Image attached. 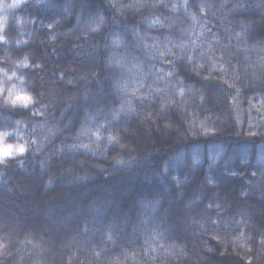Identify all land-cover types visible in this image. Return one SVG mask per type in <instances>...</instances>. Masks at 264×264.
I'll list each match as a JSON object with an SVG mask.
<instances>
[{
    "label": "trees",
    "instance_id": "16d2710c",
    "mask_svg": "<svg viewBox=\"0 0 264 264\" xmlns=\"http://www.w3.org/2000/svg\"><path fill=\"white\" fill-rule=\"evenodd\" d=\"M172 3L0 0V58L39 65L24 74L49 105L43 117L0 108V127L56 126L45 157L0 167L4 264H264V0ZM100 13L107 26L87 33ZM110 61L131 70L118 103ZM86 117L120 147L69 152L89 143Z\"/></svg>",
    "mask_w": 264,
    "mask_h": 264
},
{
    "label": "clouds",
    "instance_id": "9594fccd",
    "mask_svg": "<svg viewBox=\"0 0 264 264\" xmlns=\"http://www.w3.org/2000/svg\"><path fill=\"white\" fill-rule=\"evenodd\" d=\"M17 2H23V0H17ZM10 7L17 6L16 4L9 5ZM131 7V6H124ZM171 11L176 12L181 8H188V0H183V3H172L170 6ZM119 10V9H118ZM76 15L77 20L81 19V14L73 13ZM108 18L100 13L98 16L91 18L87 22L86 32L93 34L101 32L107 26ZM59 22V21H57ZM157 21H152L155 24ZM53 24H48V28H51ZM4 24L0 23V42H6L7 38L3 35ZM243 31L237 32V37H242ZM264 35V34H262ZM27 41H17V44L26 43ZM121 37L116 36L114 43L119 46ZM30 67H39V65H32L28 56L16 59L13 62L12 67L4 66V58H0V108L11 110H28L33 116L43 117L49 105L46 103L43 94L34 89L32 83L28 77L24 74V70ZM115 75V81H111L113 85V94L115 101L118 103L120 99L128 94L126 85L123 84V77L131 70L126 68L121 61H110L107 65ZM168 75H172L168 73ZM153 91L159 92L160 89H154ZM126 102V101H125ZM115 111L119 113L122 111L113 105ZM15 127L3 128L0 127V167H9L13 163L23 165L25 160L29 156L40 155L45 157L46 148L50 141L53 132L56 130V126L50 125L45 128L33 125L29 129L28 124L23 119H16L14 121ZM90 126V127H89ZM81 128H89L87 139L89 143H76L67 145L69 152H83L85 154L91 153L96 155L98 153L95 145L104 144L107 146L118 145L120 147V141L118 139L111 140V137L119 136L117 132L113 133V130H108L107 133H113L109 135H102L105 132L103 123H96L92 117H86L80 126ZM83 132H77L76 138H83ZM64 149L58 150L57 157H61L64 153ZM46 161V160H45ZM47 162V161H46ZM120 164L119 161L116 162ZM51 164V163H49ZM81 167L75 169V177L77 180L87 181L91 178L92 173L83 168V161H80ZM168 162H164V168H167ZM201 164V163H200ZM192 165V162H191ZM177 177H173L176 180ZM12 253L9 251V242L0 237V264H4V260L10 257Z\"/></svg>",
    "mask_w": 264,
    "mask_h": 264
},
{
    "label": "snow or ice",
    "instance_id": "6c2138e0",
    "mask_svg": "<svg viewBox=\"0 0 264 264\" xmlns=\"http://www.w3.org/2000/svg\"><path fill=\"white\" fill-rule=\"evenodd\" d=\"M203 7H205V5H201V8H203ZM0 43H3V42H0ZM170 74H172V73H170ZM180 94L183 95V90H181ZM110 139L111 140H116L117 138L116 137H111ZM218 155L219 154L212 155L211 159L213 161H215L218 158ZM177 159L178 160H182V157H178ZM191 162H192V166L195 167V166L199 165L200 163H202V158L199 155L194 154L192 159H191ZM244 162H246V159L244 160ZM257 162L258 163H264V158H258ZM165 171H167V168H165ZM176 181H177V184H179L181 182L179 180V178H176ZM208 183H209V185H215L214 181H213V179L211 177L208 178ZM243 194L244 193H242V195ZM209 207H211V205H209Z\"/></svg>",
    "mask_w": 264,
    "mask_h": 264
}]
</instances>
